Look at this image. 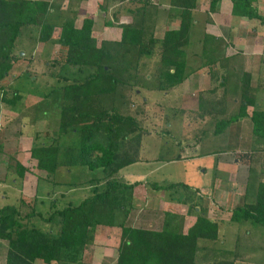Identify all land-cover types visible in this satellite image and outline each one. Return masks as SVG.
Listing matches in <instances>:
<instances>
[{
    "label": "trees",
    "instance_id": "trees-1",
    "mask_svg": "<svg viewBox=\"0 0 264 264\" xmlns=\"http://www.w3.org/2000/svg\"><path fill=\"white\" fill-rule=\"evenodd\" d=\"M217 1L210 0V10H214ZM256 1L231 0V12L264 21L254 5ZM171 5L178 9L179 25L165 30L159 39H146L142 24L130 22L119 24V41L103 40L98 45L92 35L91 18H83L78 27L73 20H66L61 25L56 42L66 52L63 65L77 68L81 75L62 86L59 107L62 117L60 129L65 133L70 132L72 140L63 150H59L56 140L49 145L34 146L31 157L36 159V167L50 176L52 183L63 179V175H68L72 167H86L93 173L100 170L102 177L90 179L97 184L91 195L75 205L57 208L47 217L35 211L23 196L18 198L17 205L5 204L0 207V239L7 243L6 264H85L83 251L93 242V233L101 226L120 229L115 264H195L199 239H216L218 224L199 213L203 197L197 194L196 188L180 181L158 184L142 179L123 182L113 178L120 169L137 161L133 154H137L138 146L129 155L126 145L133 141L140 144L141 127L135 115L125 114L121 110L128 100L123 90L136 84L115 76L109 67L118 60L123 64L136 60L135 67H138L137 59L140 60L141 55H147L150 59L158 57L155 70L159 80L156 89L167 91L182 84L186 76L184 46L190 41L195 0H171ZM49 9L47 0H0V81L20 58L19 53L17 56L14 54V50L22 28L37 26L40 41L51 39L56 26L47 21L51 16ZM105 24H111V21L107 20ZM121 68L124 72L129 70V66ZM0 89L3 90L1 85ZM18 97L14 94L6 100L13 104ZM252 121L254 130L260 134L264 126L263 113L254 111ZM226 125L228 122H224L223 126ZM120 150H123L122 154ZM60 166L65 168L60 169ZM20 168L22 175L24 168ZM101 180L105 182L98 185ZM64 182L80 184L69 180ZM140 183L155 191L168 192L170 196H173L172 190L176 192L175 189L181 188V198H177L187 206L188 213L193 211L198 214L186 232L181 230V216L171 212H164L160 229L135 227L130 223L134 189ZM19 204L29 206L31 210L21 216ZM33 217L56 229L44 231L36 226H28L26 221ZM247 219L264 226V183L259 184L254 204L243 203L231 211V221Z\"/></svg>",
    "mask_w": 264,
    "mask_h": 264
},
{
    "label": "rangeland",
    "instance_id": "rangeland-1",
    "mask_svg": "<svg viewBox=\"0 0 264 264\" xmlns=\"http://www.w3.org/2000/svg\"><path fill=\"white\" fill-rule=\"evenodd\" d=\"M149 5H144L145 9L135 14L133 13L134 16H129L126 20H132L133 18V23L142 24L146 39L150 37L162 38L164 31L172 29L175 26L173 23H177V19L180 22L178 9L164 6L157 8V5ZM50 13L51 16L47 18V21L52 22L56 27L49 41L43 42L39 40L37 26L22 28L16 40L14 54L19 53L20 58L16 60L10 73L0 81V85L3 87V92L0 90V95L3 93L2 97L4 99H11L14 94L19 95L15 102H13L14 105L11 103L16 109L17 113L15 116L17 119L13 118L7 126L2 127L0 124V135L6 134L7 130L13 132L16 126L19 128L20 120L22 122L23 120L26 122L33 120L35 121L33 127L37 128V134L41 133L44 128L47 130L46 144H51L56 140L59 150H63L69 146L72 134L70 132L65 133L60 129L62 117L60 116L59 107L61 104L62 86L66 85L67 82H71L72 78H79L81 75L77 68L64 67L63 58L66 52L56 42V39L59 36L61 25L66 20L79 22L80 19H77L79 17H77L76 12H67L66 15L57 12ZM95 13L97 14L94 16L95 20L93 21V23L95 22L94 34L98 45H100L101 41H103V32L106 30L105 22L112 18V14L104 16L101 11H96ZM202 16L205 17V14ZM194 28L193 38L195 41L192 40L191 43L189 41L188 45L184 46V50L186 49L185 60L187 67L188 64H192V67H196L199 64V60L195 59L193 55L191 58V54H195V51H197L199 55V43L203 41L200 37L202 28L201 26ZM205 41L207 45L210 44L209 40L205 39ZM191 46L193 47L192 49L190 48ZM204 55H206L205 52L203 53ZM157 58L150 59L147 55H141L140 60L137 59L138 67H135L136 60L132 61L131 64H123L120 60H118L119 62L114 61L109 67V71L115 76L129 81V83L136 84L134 87L123 90L128 100H126L121 110L125 114L135 115L139 119L141 127L139 130L141 132L140 146L134 141L126 145V151L129 155L134 152L135 146H138L137 154H133L134 156L136 155L137 162L123 167L113 178H117L123 182L147 179L150 183L156 181L158 184L180 181L191 188H196V190L201 191L199 189L201 187L208 194L212 190L211 184L215 183L218 177H221L220 170L215 166H217V161L221 158L219 154L224 153L223 158L225 159L223 160L227 159L226 161L230 162L234 158L241 160L240 168L244 179L247 169L246 153L227 150L230 147L228 141L220 137H218L219 139L214 138V135L211 133L209 141L203 139L201 142H197L199 140L198 137L202 134L196 133V130H187L189 124L186 122V119L200 114L198 105L195 102L198 92L191 90L193 87L189 88L190 85L188 83V89L186 88L187 91H184L186 90L183 86L184 81L182 84L167 91L156 89L159 80L155 70L159 63ZM208 59V57H204V62ZM123 66H129V70L124 72L121 68ZM106 68L108 69V67ZM186 70L188 69L186 68ZM135 72H137L136 77ZM153 72L155 73L153 74ZM64 77L68 79H64ZM122 89L123 87H121ZM51 90L54 91L49 96L48 94L51 93ZM192 100L194 101L192 104L193 111L189 112V108L187 109L186 106ZM40 124L43 126V129ZM208 125L210 127V124ZM31 128L29 126L28 131ZM31 133L33 134L34 132ZM36 141L40 142V138L36 139ZM191 142L194 146L191 145ZM122 151L120 150V153ZM179 155H181V158H179ZM32 164L29 162L26 166L27 171L24 181L21 179L17 184L14 183L15 185H12L13 183L10 185V178L12 175L14 176L11 170L5 172V174L10 173L9 179L6 182L0 181L1 196L5 195V200H2L1 203L17 205L18 198L23 196L27 202L32 204V207L34 206L35 211H39L43 216L47 217L51 212L45 210L46 208L44 209L38 202L35 203L36 205L34 204V200L38 198L33 196V192L36 187V178H45L46 176L49 179L50 176H47L45 171L38 169L36 163L35 165ZM59 168L63 169L65 167L60 166ZM71 169L68 175H63L62 180L74 181L80 183L79 185L81 186L71 188L65 185L63 187L65 199L62 200V203L64 206L77 204L80 199L87 195L89 188L93 191L95 186H97L94 181L91 183L90 179L92 177H102L100 170L93 173L89 172L86 167H72ZM104 182L105 180H101L98 185ZM39 183L41 182L39 181ZM83 183L87 184L83 185ZM141 183L134 189L133 209L130 213V223L133 226L160 229L164 212L184 214L180 215L182 231L187 225L194 223L198 214H194L193 211L188 213V208L186 210L184 208L186 206L179 201L181 198V188L175 189L176 192L172 190L171 194L173 196H170L168 192L155 191L150 186ZM39 189L40 187L37 188L38 191ZM91 190L90 195L92 194ZM202 196L206 200L200 203L201 211L199 213L209 219L218 220L217 216L221 217L225 211L224 209L217 208L219 203L215 202V193ZM177 204L181 208L180 210L176 209ZM18 206L21 216H24L31 210L27 205L19 204ZM64 206L61 205V207ZM220 210L224 212L221 213ZM26 224L28 226H36L44 231L51 228L53 230L56 229L38 217L27 220ZM114 228L103 229L98 227L94 231L93 242L87 245L83 251L82 259L85 264L116 263L117 241H114L113 237L118 235L119 228ZM235 228L236 226L232 222H218V237L207 241L199 239L198 243L209 242L219 244V238L223 237L226 240L224 243L226 250H232ZM105 229L107 231H104ZM107 232L112 235V240L109 239L110 241L106 238V236H109ZM6 252L7 243L0 239V264H6Z\"/></svg>",
    "mask_w": 264,
    "mask_h": 264
},
{
    "label": "crops",
    "instance_id": "crops-1",
    "mask_svg": "<svg viewBox=\"0 0 264 264\" xmlns=\"http://www.w3.org/2000/svg\"><path fill=\"white\" fill-rule=\"evenodd\" d=\"M47 1L50 4V12L62 13L63 15H66L67 12H76L77 17H79L77 19H80V23L75 22L77 27L81 25L82 19L85 17L94 21L96 11L103 12L104 16L112 14V18L108 19L111 24L105 25L106 30H104L102 37V40L107 41H119L121 39L119 24L132 23L133 18L126 20L127 17H133L135 13L145 9L144 5L153 4V6L157 5V8L160 6L174 7L170 3L171 0ZM209 2L210 0H195V7L192 12L190 43L192 40L195 41L193 28L198 26L202 28L200 37L203 41L199 43V55L197 51L195 54H191V58L193 55L195 59L199 60V64L196 67H192V64L186 66L188 70H186L183 86L184 89H188V85H190L189 88L193 87L191 90L198 92L195 102L200 114L186 119L189 124L187 130H196V133L202 134L198 137L197 142H201L203 139L209 141L210 133L214 135V138L226 139L230 145L227 150H235L239 153L242 151L247 154V169L243 179V172L240 168L241 160L234 158L232 162L226 161L227 159L223 160L225 159L223 158L224 153L219 154L221 158L215 167L220 170L221 177H218L216 182L211 184L212 190L208 194L201 187H198L201 191L198 190L197 194L201 197L215 193V202L219 203L217 208L225 211L223 213L224 211L220 210L223 213L220 214L221 217L217 216L218 220L213 218L212 220L217 224L218 222H232L236 228L232 250H226L224 245L226 240L223 237L219 238V244L198 243L195 264H264V226L252 219L239 222L230 220L231 211L235 206L256 202L259 184L264 183V126L259 134L254 130L252 123L254 111L262 112L264 117V21L233 15L231 0H218L214 10L209 9ZM254 5L264 18V0H257ZM175 9L177 10L176 7ZM203 14L205 17L202 16ZM94 23L92 35L95 37ZM173 24L175 25L173 28L178 27V19L177 23ZM205 39L210 41L209 45ZM204 43H206L205 47ZM204 52L206 55L203 56ZM204 57L209 59L204 62ZM2 95L3 93L0 95V124L3 127L7 126L13 118L17 119L15 116L17 112L14 104L9 103ZM193 102L192 100L186 106L187 109L189 108V112L193 111ZM34 122L33 120L28 122L20 120L19 128L16 126L13 132L7 130L6 134L0 135V181L6 182L9 179L10 172L6 174L5 172L10 170L14 174L10 178V185L11 183H13L12 185L17 184L21 179L24 181L27 164L31 162L32 165H35L36 163V159L31 157L32 148L49 144H46L47 130L43 129L41 123L43 131L37 134V128L33 127ZM224 122H228L225 127L223 126ZM29 126L32 128L28 131ZM38 138H40V142L36 141ZM191 145H193L192 142ZM20 166L24 168L25 172L22 175L19 173ZM17 179L19 180L17 181ZM142 180L150 182L147 179ZM65 185L71 188L81 186L65 183L62 179L52 183L46 176L45 178H36L33 196L38 199L35 203L38 202L49 212L62 208L61 205L64 206L62 200L65 199V192L62 189ZM39 187L38 191L37 188ZM90 190L91 188H89L86 196L90 195ZM0 198V207H2L5 205V203H1L2 200H5V195L1 196L0 193ZM205 200L206 198L203 197L202 201ZM184 208L187 210V206ZM176 209H181L178 204ZM174 213L184 215L183 213ZM190 225L192 224L187 225L183 231L186 232ZM101 228L112 229L114 227L101 226ZM116 228L118 229V227ZM117 234V237L113 235V240L117 241L118 247L120 229ZM106 238L112 240V235L109 234ZM201 241H207V239Z\"/></svg>",
    "mask_w": 264,
    "mask_h": 264
}]
</instances>
